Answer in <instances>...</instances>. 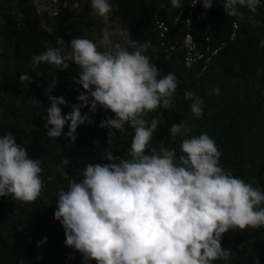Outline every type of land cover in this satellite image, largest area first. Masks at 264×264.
Masks as SVG:
<instances>
[{
  "label": "clouds",
  "instance_id": "obj_1",
  "mask_svg": "<svg viewBox=\"0 0 264 264\" xmlns=\"http://www.w3.org/2000/svg\"><path fill=\"white\" fill-rule=\"evenodd\" d=\"M216 0H192L211 8ZM184 0H171L179 9ZM264 0H223L225 12L244 21L247 9L255 14ZM92 14L109 22L112 0H91ZM251 19V17H249ZM114 33L105 31L100 43L87 37H74L70 43L56 38V46L46 47L32 57L33 69L41 64L57 71L70 68L74 62L79 71L76 83L81 92L72 111L62 113L60 105L68 106L63 97L50 93L57 86L53 79L46 94L51 101L44 127L55 142L62 135L77 139V129L94 121L98 107L111 110L113 117L101 121V128L120 133L132 129L127 157L113 154L111 146L117 131L108 133L104 156L109 163H88L81 179H68L56 200L54 218L64 230V243L82 254V264H216L228 261L231 250L222 247L225 233L230 230L264 228V187L253 186L225 170L223 152L207 132H192L184 121L169 127L171 140L181 138L176 148L152 146L159 119H148L158 109L175 107L179 80L175 73L163 74L148 55L157 49L151 40L130 39L128 46L114 41ZM122 35V33H121ZM66 45H70V49ZM264 47V41H261ZM38 74L40 72L36 71ZM21 83L29 82V72L20 75ZM209 95H219V87L210 88ZM184 99L190 110L202 118L205 102L194 91L185 90ZM68 131L65 132V125ZM98 143V142H97ZM42 160L32 158L17 144L11 131L0 134V197H11L22 204L35 203L44 197ZM63 165L70 161L65 157ZM47 237L37 242L45 244ZM40 257H37L39 259ZM23 264V261H20ZM255 264H260L259 258Z\"/></svg>",
  "mask_w": 264,
  "mask_h": 264
},
{
  "label": "trees",
  "instance_id": "obj_2",
  "mask_svg": "<svg viewBox=\"0 0 264 264\" xmlns=\"http://www.w3.org/2000/svg\"><path fill=\"white\" fill-rule=\"evenodd\" d=\"M191 1L184 0L182 7L176 9L171 0H112L113 12L105 23L92 14L91 0H68V8L58 16L45 9L44 0H0V134L11 131L17 144L32 158L42 160L46 197L30 204L0 197V264H82V254L64 243L65 230L54 218L56 200L59 190L67 188L68 179L82 178L81 172L88 163H109L104 149L109 147L108 133L117 130L101 128L100 123L114 118L111 110L98 107L93 114L90 107H84L82 112L88 113L94 123L79 126L74 142L63 135L52 142L47 136L44 124L51 101L46 90L52 80L57 79L58 83L50 95L63 96L69 102L68 106L60 105L65 115L72 111V105L81 103L77 96L86 92L76 83L79 71L74 62L64 71L46 64L33 69V55L56 46L57 37L65 43L74 37H87L101 51L105 31L114 33L112 39L123 46H128L130 39L151 40L157 49L148 52L153 63L163 74L173 72L179 80L175 107L149 114V120L155 117L160 121L152 146L158 150L174 147L179 154L181 138L173 142L169 127L184 121L192 128L189 135L207 132L215 139L223 152L220 160L225 170L253 186L264 187V47L260 46L264 41V10L260 7L253 14L242 9L245 19L239 21L225 12L223 0H216L209 9L198 3L190 32L199 49L225 45L205 69L202 62L187 69L179 43L187 31L185 13ZM201 11L206 12L207 20L198 18ZM180 12L184 15L175 21ZM157 20L169 26L164 37ZM234 22L238 29L230 40ZM169 43L175 45L174 50ZM66 46L71 50L70 45ZM26 72L31 80L21 83L19 77ZM215 87H219L220 94L209 95V89ZM185 90L204 99L202 118L192 114L191 102L184 99ZM64 131H68L67 124ZM133 134L132 129L117 131L111 146L114 155L127 157ZM65 157L69 165L62 164ZM58 166L69 174L68 179L61 175ZM45 237L47 242L37 247V242ZM221 243L231 250V257L216 264H255L256 258L264 264V228L230 230Z\"/></svg>",
  "mask_w": 264,
  "mask_h": 264
},
{
  "label": "built area",
  "instance_id": "obj_3",
  "mask_svg": "<svg viewBox=\"0 0 264 264\" xmlns=\"http://www.w3.org/2000/svg\"><path fill=\"white\" fill-rule=\"evenodd\" d=\"M192 2V1H191ZM198 3L193 7L190 3L187 12L185 13V25L187 28V31L185 32L182 40L179 43V47L183 49L184 56H183V64L185 68L190 69L195 64L203 63V68L205 69L207 65L211 62L212 57L217 54L219 50H221L225 43H222L218 45L216 48H210L207 47L204 50L199 49L197 43L195 42L190 29L192 26L191 17L194 14V11L197 8ZM44 6L45 9H47L52 16H58L61 15L69 6L68 0H44ZM261 8L264 10V4L261 5ZM184 15V13L180 12L179 15L175 18V21L180 20V18ZM198 18L205 19L206 18V12L201 11V13L198 15ZM158 29L160 30V34L162 37L165 36V34L169 31V26L164 22L157 20L156 22ZM208 24V22H207ZM238 29V24L234 22L232 24V32L230 35V40L235 37L236 30ZM170 46L171 50L175 49L174 44H168Z\"/></svg>",
  "mask_w": 264,
  "mask_h": 264
}]
</instances>
